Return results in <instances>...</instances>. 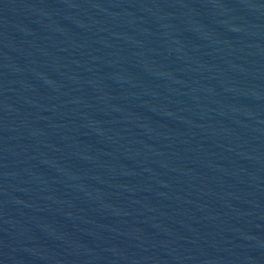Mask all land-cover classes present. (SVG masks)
Here are the masks:
<instances>
[{"label":"water","instance_id":"1","mask_svg":"<svg viewBox=\"0 0 264 264\" xmlns=\"http://www.w3.org/2000/svg\"><path fill=\"white\" fill-rule=\"evenodd\" d=\"M0 264H264V0H0Z\"/></svg>","mask_w":264,"mask_h":264}]
</instances>
